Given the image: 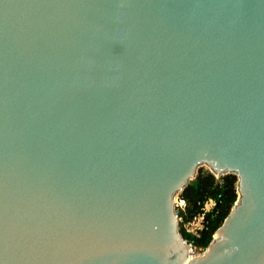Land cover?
I'll use <instances>...</instances> for the list:
<instances>
[{
	"label": "water",
	"instance_id": "obj_1",
	"mask_svg": "<svg viewBox=\"0 0 264 264\" xmlns=\"http://www.w3.org/2000/svg\"><path fill=\"white\" fill-rule=\"evenodd\" d=\"M204 164L239 196L192 255ZM0 264H264V0H0Z\"/></svg>",
	"mask_w": 264,
	"mask_h": 264
},
{
	"label": "trees",
	"instance_id": "obj_2",
	"mask_svg": "<svg viewBox=\"0 0 264 264\" xmlns=\"http://www.w3.org/2000/svg\"><path fill=\"white\" fill-rule=\"evenodd\" d=\"M181 196L187 201L184 209H178V215L183 222H187L193 215L202 211L206 202L214 201L212 208L206 212L207 226L197 239L199 245L207 247L238 199V176L229 173L217 177L210 170H201L184 188ZM180 231L185 238H189L182 223Z\"/></svg>",
	"mask_w": 264,
	"mask_h": 264
},
{
	"label": "built area",
	"instance_id": "obj_3",
	"mask_svg": "<svg viewBox=\"0 0 264 264\" xmlns=\"http://www.w3.org/2000/svg\"><path fill=\"white\" fill-rule=\"evenodd\" d=\"M175 201L178 214V209H184L187 206V201L181 196V193L176 196ZM213 205V200L206 202L202 211L193 215L187 222H183L182 218L178 215L179 227H181L182 223L184 230L189 235V238H185V241L187 242L192 255L201 254L206 250V247L197 243V239L201 237L202 232L207 226L206 212L210 210Z\"/></svg>",
	"mask_w": 264,
	"mask_h": 264
},
{
	"label": "rangeland",
	"instance_id": "obj_4",
	"mask_svg": "<svg viewBox=\"0 0 264 264\" xmlns=\"http://www.w3.org/2000/svg\"><path fill=\"white\" fill-rule=\"evenodd\" d=\"M201 170H203V171H207V170H210V167H209L208 165H206V164L201 165V166L198 168L197 173H198L199 171H201Z\"/></svg>",
	"mask_w": 264,
	"mask_h": 264
}]
</instances>
